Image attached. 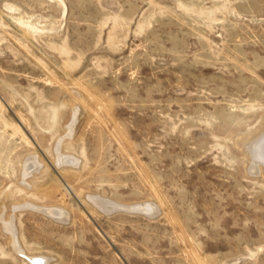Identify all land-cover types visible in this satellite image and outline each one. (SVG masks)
Segmentation results:
<instances>
[{"label":"rangeland","instance_id":"rangeland-1","mask_svg":"<svg viewBox=\"0 0 264 264\" xmlns=\"http://www.w3.org/2000/svg\"><path fill=\"white\" fill-rule=\"evenodd\" d=\"M64 2L0 0V264H264V0Z\"/></svg>","mask_w":264,"mask_h":264},{"label":"bare ground","instance_id":"bare-ground-1","mask_svg":"<svg viewBox=\"0 0 264 264\" xmlns=\"http://www.w3.org/2000/svg\"><path fill=\"white\" fill-rule=\"evenodd\" d=\"M61 2V4H66L64 2V0H59ZM65 6V5H64ZM10 10H13L15 11L17 8L16 6H13V5H9L8 6ZM22 16V15H21ZM15 19H17L30 33L32 34H39L41 29L37 26L36 22L34 21H30V20H25L23 17H16ZM42 27V26H41ZM50 31V30H49ZM42 33V31H41ZM253 141H248L246 142V150L248 151L247 153L249 154V158L251 160V165H249L251 168H256V170L258 169L259 172L260 169L258 167H260L261 165L264 166V130L259 132L258 135L252 139ZM62 156V155H60ZM64 159V158H63ZM64 161V160H63ZM71 162V160H70ZM36 164V163H35ZM25 167V170L23 172V174L25 173L26 177L28 176L27 174H30L31 170L34 169L32 168L33 165L28 163L26 164ZM250 168V169H251ZM24 175V176H25ZM30 176V175H29ZM28 176V177H29ZM25 178V177H24ZM23 180V179H22ZM29 185V184H27ZM68 186V185H67ZM69 188V187H68ZM94 197V198H93ZM92 199L94 200L93 202L99 206L103 211H116L119 209H128V210H132V209H138V207L141 209L142 206H136V205H133L132 207L131 206H125V205H120L118 203H115V202H112L110 200H107L101 196H92ZM26 208H32V209H38V210H42V208L36 206L35 204H31V203H28V202H24L22 203L20 206H16V209H26ZM139 210V209H138ZM47 212V214H50V215H54L56 216L58 213H56L54 210H50V209H47L45 210ZM141 211V210H140ZM60 213V212H59ZM5 230L9 233H11V235L13 234L14 235V229H13V225L12 223H9V222H4V227ZM12 241H15V240H12ZM13 243V242H12ZM15 247H17V243L15 242L14 243ZM20 248V247H19ZM20 250V249H19ZM21 251V250H20ZM39 258V257H38ZM36 260V259H34ZM40 260V258H39ZM32 262V261H31ZM45 262V261H44ZM43 261H36L37 264H45ZM47 262V261H46ZM34 264V262H33Z\"/></svg>","mask_w":264,"mask_h":264}]
</instances>
